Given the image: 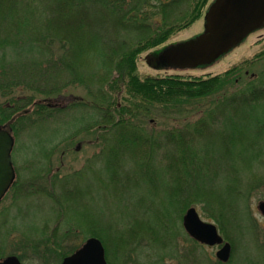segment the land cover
<instances>
[{
    "label": "trees",
    "instance_id": "16d2710c",
    "mask_svg": "<svg viewBox=\"0 0 264 264\" xmlns=\"http://www.w3.org/2000/svg\"><path fill=\"white\" fill-rule=\"evenodd\" d=\"M208 2L0 0V63L6 64L0 68V97L11 98L8 104H0V125L12 130L14 124L31 122L33 117L57 115L61 110L57 103L48 105L44 99L34 102V96L58 101L70 86H83V98H70L73 104L66 111L76 112L74 120L76 116L83 120L85 126L79 133L94 130L102 134H97L95 142L101 143L103 168L92 179L103 183L111 194L109 185L117 189L137 184L139 173L142 180L149 178L154 172L151 163L158 160L169 180L166 197L173 209L166 206L159 217L139 221L142 214L150 212L143 209L140 213L141 207L134 205L123 213L129 225L115 231L92 228L95 217L100 218L103 211L90 208L94 200L90 184L64 185L58 196L50 190L45 197L59 207L65 223L75 222L63 232V239L71 240L84 227L103 242L113 241L120 257L122 251L131 250L137 240L147 237L160 251L172 252L169 260L197 264L189 247L179 246L175 230L177 220L194 205L205 218L218 224L233 246L228 262L209 264H234L236 240L245 237L243 230L250 219L248 202L264 195V65L255 74L248 71L264 62V52L255 56L257 61H243L221 74L145 79L138 75L140 55L145 51L150 54L149 50L163 46L176 31L188 28ZM7 58L11 62L6 63ZM88 60L97 64L91 75L81 71L82 61ZM121 85L128 95L125 106L112 96ZM185 100L204 106L194 122L163 131L147 129L141 122L153 116L156 105L169 107ZM49 177L52 189L55 177ZM19 182L8 196L16 194ZM104 194L98 188L97 195ZM249 224L254 225L253 236L262 244L264 254V229L260 223ZM106 230L113 236L108 237ZM68 247L61 245L52 252L62 258ZM158 255L154 264H167L165 255Z\"/></svg>",
    "mask_w": 264,
    "mask_h": 264
},
{
    "label": "rangeland",
    "instance_id": "374dc122",
    "mask_svg": "<svg viewBox=\"0 0 264 264\" xmlns=\"http://www.w3.org/2000/svg\"><path fill=\"white\" fill-rule=\"evenodd\" d=\"M203 16L204 13L188 28L176 31L165 45L188 39L201 32L203 30ZM6 52L11 55L9 49H6ZM261 52H264V30L254 33L245 41L244 45L239 46L228 53L226 57H222V60L216 61L204 70L155 69L147 63L146 55L148 51H145L138 60V75L141 79H145L155 76L179 75L182 78H193L221 74L243 61H257L255 56ZM0 58H2L1 55ZM261 58H264V56ZM5 62L9 63L11 60L7 58ZM82 62L84 69L81 71L88 75L94 74L93 70L97 69V64L94 63V60ZM2 65L6 64L0 63V68H2ZM263 65L264 62L262 61L259 66L252 65L248 71L250 74H255L257 70H261L259 67ZM75 86L74 88L70 86L63 91L58 101L45 99V97L40 95L34 96V102L44 99L50 102L48 105L57 103L59 108H62L57 115H53L50 118L41 115L33 117L31 122L13 125L12 134L15 137L13 160L15 159V168L17 169L20 183L16 194L9 195L8 197L10 198L0 204V226L4 225L0 234V246L2 245L3 248L2 252H0V259L16 255L21 259L22 264H61L63 257L61 258L54 254L52 252L53 249L56 250V247H61V245H69L68 248L70 249L67 253L69 254L84 243L89 237L88 230L84 227L78 229L79 235L74 236L71 240L62 238L63 232H66L68 226L73 225L75 222L66 224L65 216L60 213L59 207L51 198L45 197L50 190H52L53 195L60 194L61 191L63 192L64 185L71 187L75 184L82 186L90 184L93 191L92 196L94 197L93 202L89 204L90 208H94L98 212L103 211V215L100 218L95 217L94 225L92 226L94 229H105L106 227L110 228V231H115L118 227L123 228L129 225V219L123 216V213L132 209L134 205L141 207L140 213H144L143 209L150 212L147 215L142 214L139 221H145L144 219L151 221L159 217L160 214L166 212V206L170 210L173 209V207L168 205L166 197L165 185L169 180L166 179L167 176L161 171L163 164L158 160L151 163L154 175L152 173L149 178L142 180L139 173L137 184L129 187L120 185L116 189L112 187L113 185H109L107 190L111 194L104 190L105 185L103 183L99 182L98 184L96 180L92 179V177L97 176L98 170L103 168V152L101 151V146H99L101 143L95 142L98 137L97 134H101V132L92 130L90 133H79L78 131L85 126L83 120L77 119V116L74 120L76 112L71 111V109L66 111L67 107L72 106L73 100L83 98L85 94L83 86ZM121 87V90L115 93L112 92V96L116 103L120 106H125L128 95L122 85ZM26 94L28 95L27 92ZM5 98L0 97L1 105L10 102L11 98L4 100ZM29 106H32L31 110L35 107L32 104ZM156 106L158 108L152 111L153 116L149 115L147 119L141 121L150 130L163 131L172 127L183 126L194 122L204 111L203 105L197 101L188 100L180 101L174 106H163L164 108L159 105ZM73 136L74 138H71ZM135 166L137 169L140 168L138 165ZM93 174L94 176H92ZM49 176L55 177L53 179L54 183L51 185L52 189L49 188ZM98 188H102L105 194L99 197L97 195ZM23 194L30 195L22 198L21 195ZM77 202L80 203L79 200ZM261 202H264V195L260 198H253L252 202H248L250 219L243 230L245 237H239L236 240V256L234 255L233 257V259L235 258L234 264L236 261H238L236 264H264V254L261 253L262 244L253 236L254 225L249 224L254 223L256 225L260 223L261 228L264 229V213L259 207ZM52 207H55V209ZM77 211H80L79 207H77ZM198 211L203 217L200 209ZM59 219L61 220L60 222L58 221ZM98 219L99 222L97 221ZM204 219L207 220L206 218ZM211 222L215 221L212 220ZM60 223L61 226L58 227ZM155 225L160 226L161 223H155ZM216 225L218 224L216 223ZM56 227L58 228L54 231ZM176 228L179 246L189 247V250L195 254L194 258L197 264H209V262L214 263L217 260L216 252L219 246L195 245L185 233L182 218L177 220ZM105 233L108 237L113 236L107 230ZM103 243L109 264H154L158 260L157 254L165 255L166 262L164 263L177 264L175 260H169L173 256L171 251L167 253L160 251L153 246L147 237H141L140 240H137L131 245V250L122 251L120 257L117 250L113 249L115 246L113 241H105ZM75 246L77 247L75 248Z\"/></svg>",
    "mask_w": 264,
    "mask_h": 264
},
{
    "label": "water",
    "instance_id": "95a60500",
    "mask_svg": "<svg viewBox=\"0 0 264 264\" xmlns=\"http://www.w3.org/2000/svg\"><path fill=\"white\" fill-rule=\"evenodd\" d=\"M204 31L194 38L172 44L162 51L149 54L147 63L154 68H196L211 65L238 46L251 32L264 27V0H214L205 13ZM154 55V56H153ZM14 138L0 127V200L15 178L12 163ZM264 213V202L259 203ZM183 226L195 240L206 245L221 246L217 258L227 262L232 246L225 241L215 223L204 220L195 206L183 215ZM0 264H21L15 255L0 260ZM61 264H109L105 248L97 237H90Z\"/></svg>",
    "mask_w": 264,
    "mask_h": 264
}]
</instances>
